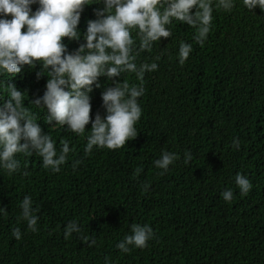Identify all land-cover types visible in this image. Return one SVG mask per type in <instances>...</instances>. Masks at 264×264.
<instances>
[{
  "label": "trees",
  "instance_id": "obj_1",
  "mask_svg": "<svg viewBox=\"0 0 264 264\" xmlns=\"http://www.w3.org/2000/svg\"><path fill=\"white\" fill-rule=\"evenodd\" d=\"M252 13L243 0L222 10L203 45L190 25L174 20L172 36L140 52L137 64L156 62L158 69L144 76L138 134L118 149L84 153L92 119L106 114L102 92L124 79L98 78L101 87L93 85L90 93V122L78 135L48 123L47 109L31 105L49 79L37 76L40 61L15 76L0 75V104L7 83L14 84L57 149L61 140L72 149L59 172L44 168L35 152L18 153L20 168L11 175L0 169V207L8 212L0 215V264H105L106 257L111 264H264V18ZM89 19H96L95 11L83 10L79 40L63 38L69 52L85 43ZM182 40L192 52L180 65ZM122 77L140 83L133 73ZM163 151L179 158L161 174L154 161ZM186 151L193 157L188 164ZM237 173L253 185L246 195L235 183ZM228 189L230 202L221 196ZM25 196L40 210L35 232L22 219ZM71 221L81 231L65 239ZM133 223L149 225L154 237L146 247L123 253L116 245ZM16 228L19 240L12 236Z\"/></svg>",
  "mask_w": 264,
  "mask_h": 264
},
{
  "label": "clouds",
  "instance_id": "obj_2",
  "mask_svg": "<svg viewBox=\"0 0 264 264\" xmlns=\"http://www.w3.org/2000/svg\"><path fill=\"white\" fill-rule=\"evenodd\" d=\"M242 0H0V75L15 76L24 65L35 66L41 62L42 72L49 79L42 96L31 102L37 108L47 109L48 123L66 126L70 131L83 135L90 122L91 96L93 85L101 87L98 78H113L114 82L102 92L105 115L99 113L91 122L84 153L89 155L93 148L118 149L137 136L136 124L142 116L139 98L145 93L143 80L146 72L158 69L156 62L137 64L140 52L151 51L154 42L162 37L172 36L170 25L179 21L195 31V42L203 45L212 28V22L222 10L231 11ZM32 5H38L33 11ZM243 5L252 14L259 13L264 18V0H243ZM195 9V11H193ZM83 10L95 11L96 19L87 21L83 34L85 43L69 52L63 42L67 37L79 40L78 25ZM256 12V13H255ZM87 13V12H86ZM10 14L11 18H8ZM90 14V13H89ZM259 16V15H257ZM260 17V16H259ZM261 18V17H260ZM26 30L22 32V28ZM136 32L137 39L132 33ZM192 52V44L180 41L178 62L183 65ZM159 60L160 57H156ZM123 73H133L139 84H130ZM7 99L0 104V169L9 175L20 168L18 153L35 152L42 158L44 168L59 172L72 150L65 140L56 141L42 131L36 122L37 116L25 106V93L14 84L4 89ZM4 100V97H0ZM239 150L238 138L232 141ZM174 152L163 151L154 161L155 167L163 174L178 159ZM192 153H184V163L192 160ZM76 161L73 167L79 164ZM139 171V169L137 170ZM235 183L241 195H246L253 187L247 175L237 173ZM225 201L233 198L232 190L221 193ZM22 219L28 228L37 231L40 211L33 206L31 196L20 202ZM5 207H0V215H7ZM81 228L77 221L64 227V237L68 239ZM131 234L126 235L116 247L123 253L132 247L144 248L153 239V229L145 224L133 223ZM12 236L19 240L21 231L13 229ZM83 239H87L86 237ZM95 241H90V246ZM105 264H111L105 258Z\"/></svg>",
  "mask_w": 264,
  "mask_h": 264
}]
</instances>
